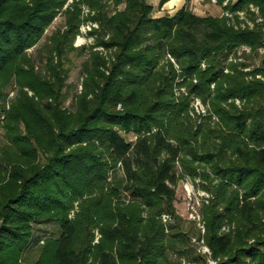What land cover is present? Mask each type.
<instances>
[{
	"label": "trees",
	"instance_id": "16d2710c",
	"mask_svg": "<svg viewBox=\"0 0 264 264\" xmlns=\"http://www.w3.org/2000/svg\"><path fill=\"white\" fill-rule=\"evenodd\" d=\"M225 1L234 18L187 6L155 16L147 0H117L126 6L114 12L104 0H0V264L197 259L175 206L185 178L213 195L203 217L216 264H264V58L245 70L237 51L264 46V0ZM84 4L110 61L74 45ZM62 13L65 28L31 54ZM73 52L89 53L74 110ZM193 96L208 115H192ZM49 222L58 235L36 239Z\"/></svg>",
	"mask_w": 264,
	"mask_h": 264
},
{
	"label": "rangeland",
	"instance_id": "374dc122",
	"mask_svg": "<svg viewBox=\"0 0 264 264\" xmlns=\"http://www.w3.org/2000/svg\"><path fill=\"white\" fill-rule=\"evenodd\" d=\"M74 0H69V2L66 4L65 8L69 6ZM107 2L108 10L111 12H114L116 8L124 9L126 6L125 2L120 3L117 5V0H104ZM150 4H152L155 8L154 15L155 16H162V15H173L175 12H177L179 9H182V7L187 6L189 7L193 12L199 14V15H213V16H229L233 17V14L229 12V10L224 9V6L222 4H219L217 0H169L165 4L160 5L161 0H147ZM228 2L225 1L224 5H226ZM253 10L259 11L257 7H253ZM96 12L94 10H91V8L84 4L82 6V18L83 22L80 25V33L77 35L74 45L78 48L82 46H93L94 50H98L103 55L106 56L107 60L110 61L112 57V53L114 49L106 48L102 44H98V33L94 30H98L101 28V24L98 20L92 19L90 16L95 15ZM241 19L246 20V23H248L251 27L254 26V22L249 20L247 16L244 13H240ZM234 18V17H233ZM258 21H262L263 18L259 17ZM232 23H234V19L231 20ZM66 23V16L64 13L60 14L54 23L47 29L46 36L42 39L39 46L31 48L30 53L36 54L38 47H41L43 43H45L50 35H52L53 32H55L58 29L65 28ZM90 25V26H89ZM89 26V27H88ZM242 26H245V23H242ZM109 35L105 37V39H108ZM238 55L240 57L241 61H247L249 66L245 68V70H251L256 65H260L262 63V60L264 58V46L260 47L259 53H254L251 49V47L247 45H242L238 47L237 49ZM71 58V67L69 72V77L67 80V87L65 91L68 92L66 101H65V107L74 110L75 109V101H76V95L77 93L81 92L83 89V78H84V63L89 57V53H83V54H76L73 52L72 54H69ZM170 56V55H169ZM39 66L42 64L38 62ZM70 65V64H68ZM206 65V64H205ZM204 65V67H205ZM262 75H258V77H261ZM215 85H213L214 87ZM32 95L33 92L29 91ZM17 91L14 89L10 90L9 93V106L8 109H10L11 102L13 98L16 97ZM179 94V93H178ZM192 105L194 108V111H192V115H201L205 116L209 114V105L200 97L193 96L192 98ZM237 104L240 106L243 104L241 100H237ZM5 114L2 115V119H5ZM3 130L0 132V143L3 140L2 137ZM124 135L130 139L135 140L138 135L135 133H129ZM198 179L197 181H193L190 178H185L183 181L180 182V184L177 187V200L175 202V206L177 209L178 214L183 218L184 220V228L186 230L190 229V227L193 228L194 231H191L189 233L188 242L186 245L190 247L193 250V257H196L197 259H190L188 257H181L182 264H216L219 259L214 258L213 252L211 247L208 245L205 233H206V226L205 221L203 217V207L206 204L211 203L210 200L213 197L211 192L206 191L203 189L200 185L201 182ZM78 205V203H76ZM169 215V214H168ZM72 216H74V212L72 213ZM173 222V217L171 215L168 216V221L165 223V229L166 232H170V225ZM235 228V225L226 224L222 229V231L230 232ZM194 232V233H193ZM95 240L93 243H97L100 238L101 234L98 229L95 230ZM51 235H58V226L54 222L49 223H36L35 224V238L36 239H44L45 236H51ZM36 246V245H35ZM173 257H179L178 254L174 255Z\"/></svg>",
	"mask_w": 264,
	"mask_h": 264
},
{
	"label": "built area",
	"instance_id": "2783aa9c",
	"mask_svg": "<svg viewBox=\"0 0 264 264\" xmlns=\"http://www.w3.org/2000/svg\"><path fill=\"white\" fill-rule=\"evenodd\" d=\"M89 26H90V25H89ZM89 26H88V27H89ZM168 216H169L168 214H164V215H163V221H164V222H165V221H166V222L168 221Z\"/></svg>",
	"mask_w": 264,
	"mask_h": 264
}]
</instances>
